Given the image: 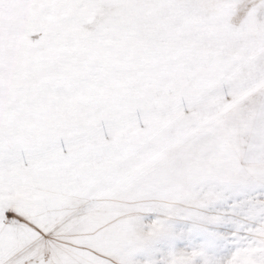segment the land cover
<instances>
[{
  "label": "snow or ice",
  "instance_id": "1",
  "mask_svg": "<svg viewBox=\"0 0 264 264\" xmlns=\"http://www.w3.org/2000/svg\"><path fill=\"white\" fill-rule=\"evenodd\" d=\"M0 264H264V0H0Z\"/></svg>",
  "mask_w": 264,
  "mask_h": 264
}]
</instances>
